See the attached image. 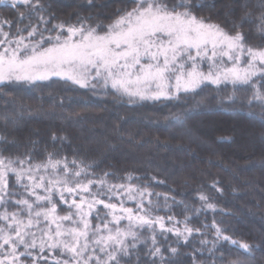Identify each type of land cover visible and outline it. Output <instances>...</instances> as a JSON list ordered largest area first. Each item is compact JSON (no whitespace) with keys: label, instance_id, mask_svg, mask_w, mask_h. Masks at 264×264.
I'll return each mask as SVG.
<instances>
[{"label":"snow or ice","instance_id":"1","mask_svg":"<svg viewBox=\"0 0 264 264\" xmlns=\"http://www.w3.org/2000/svg\"><path fill=\"white\" fill-rule=\"evenodd\" d=\"M123 3L108 23L96 17L93 24V16L79 13L75 23L60 20L52 0H0L16 15L15 26L0 18V101L9 103V86L34 93L62 82L65 90L110 95L113 103L158 104L167 109L164 127L196 143L190 121L208 102L204 89L215 86L219 110L245 117L264 141V44L249 43L253 35L264 42V0L254 5L258 13L252 0H232L233 18L224 24L198 16L204 5L195 0ZM229 85L232 92L220 95ZM241 89L251 95L239 98ZM34 119L40 117L14 104L0 113V264H257V251L264 253L215 219L209 194L198 193L197 207L154 192L165 184L155 175L97 173L99 165L76 150L69 159L62 150L68 137L55 132L51 151L37 139L21 145L11 134ZM209 187L223 195L218 180ZM175 207L183 220L158 214ZM208 212L210 224H191Z\"/></svg>","mask_w":264,"mask_h":264},{"label":"trees","instance_id":"2","mask_svg":"<svg viewBox=\"0 0 264 264\" xmlns=\"http://www.w3.org/2000/svg\"><path fill=\"white\" fill-rule=\"evenodd\" d=\"M195 2L204 5L196 11L198 16L211 17L221 24L233 18L229 15L232 0ZM257 3L258 0H252L254 13L259 11L254 7ZM95 5L89 7L87 0H52L57 17L69 23H75L76 14L79 13L81 16H93V24L97 22L96 17L106 24L109 22L106 17L125 7L123 0H95ZM4 17L13 21L15 26L14 12L0 8V18ZM244 31L248 32L249 26L246 25ZM249 43L253 46L264 44L254 35L250 36ZM65 89L62 82L43 92L32 93L14 86L4 89L7 93L4 100L9 103L6 105L0 101V113L6 108L11 111L14 104L17 109H30L34 116L40 117L27 121L11 134L21 145L29 139H37L40 149L47 145L51 151L50 137L55 132L68 137L70 143L65 142L62 150L69 159L76 150L78 158L99 165L97 173L111 171L117 175L125 172L155 175L165 184L154 185V192L175 195L177 200L195 203L197 207L198 193L209 194L215 197L217 204L215 219L222 220V226L231 229L234 238L264 247V141L260 139L261 129L243 116L231 117L221 112L218 101L213 99L218 95L215 86L204 89L202 95L208 97V102L202 106L200 114L190 121L194 134L199 137L196 143L164 127L167 109L158 104L132 107L113 103L110 95L99 96L85 90ZM231 92L229 85L220 95ZM236 95L246 99L251 92L241 89ZM244 111H248L247 107ZM253 111L258 112L259 108ZM165 144L167 148L163 147ZM56 147L59 149L60 145ZM38 158L42 159L43 156ZM216 180L223 188V195L209 187ZM127 205L134 207L131 202ZM221 209L224 214L219 211ZM249 210L252 215H247ZM158 214L174 215L177 220H183L185 215L180 207L173 208L170 213L161 211ZM187 215L191 216L192 213ZM212 219L213 213L208 212L206 216L193 219L191 224L200 227L203 222L210 224ZM195 246L198 247V244ZM191 250V247L181 249L182 252ZM256 256L257 264H264V259H260L264 253L257 251ZM184 264L191 262L185 260Z\"/></svg>","mask_w":264,"mask_h":264},{"label":"rangeland","instance_id":"3","mask_svg":"<svg viewBox=\"0 0 264 264\" xmlns=\"http://www.w3.org/2000/svg\"><path fill=\"white\" fill-rule=\"evenodd\" d=\"M205 71H207V68L205 69ZM126 206L130 207L129 205H126ZM62 214H63V213H62Z\"/></svg>","mask_w":264,"mask_h":264}]
</instances>
